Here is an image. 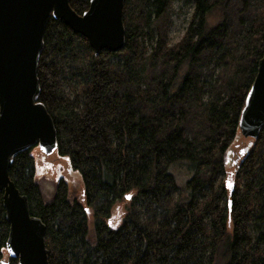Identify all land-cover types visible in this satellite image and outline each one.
I'll return each instance as SVG.
<instances>
[{
  "label": "trees",
  "instance_id": "obj_1",
  "mask_svg": "<svg viewBox=\"0 0 264 264\" xmlns=\"http://www.w3.org/2000/svg\"><path fill=\"white\" fill-rule=\"evenodd\" d=\"M168 2L124 0L116 53L95 55L62 21H46L37 101L64 168L46 171L44 193L33 146L8 177L46 228L48 264H264V127L229 160L264 52V0L236 38L229 0H186L191 18L174 44L150 30ZM68 3L81 15L89 0ZM8 231L0 192V259L17 264L6 256Z\"/></svg>",
  "mask_w": 264,
  "mask_h": 264
},
{
  "label": "water",
  "instance_id": "obj_2",
  "mask_svg": "<svg viewBox=\"0 0 264 264\" xmlns=\"http://www.w3.org/2000/svg\"><path fill=\"white\" fill-rule=\"evenodd\" d=\"M124 0H89L81 15L68 0H0V192L9 225L5 252L17 264H48L45 226L31 216L27 199L8 177L12 159L36 146L41 161L56 150L51 117L37 101V65L49 17L86 39L97 55L119 52L124 45ZM264 127V52L238 120L240 137L256 140ZM247 148L242 149L235 164ZM232 188V184H228ZM0 264H9L0 259Z\"/></svg>",
  "mask_w": 264,
  "mask_h": 264
},
{
  "label": "rangeland",
  "instance_id": "obj_3",
  "mask_svg": "<svg viewBox=\"0 0 264 264\" xmlns=\"http://www.w3.org/2000/svg\"><path fill=\"white\" fill-rule=\"evenodd\" d=\"M261 0H229L226 16L229 27V32L233 38H236L237 34L241 30V27L245 21L251 19L257 10L259 3ZM192 14V5L187 3L186 0H169L167 6L165 7L163 13L156 19H151V27L152 37L156 39H165L168 44H174L178 42L183 34L184 30L187 27ZM243 25V26H244ZM148 46V42L145 43ZM148 67V66H147ZM214 73H217V69ZM188 133H191V128L188 129ZM241 140L238 142V145L234 148L230 153V165L233 167L232 160H235L238 157L239 152L252 145L253 141L250 139H244L240 137ZM244 152V154L247 152ZM34 153L38 156L39 164L44 168L43 175L39 178V183L44 193H49L52 189L53 178L46 171L52 170V168H64L62 164L59 163L57 158L54 156L46 157L43 161H41V155L36 148ZM243 154V155H244ZM243 155L241 158H243ZM62 172V171H61ZM56 174V171L53 172ZM258 184V181H257ZM70 198L75 200H80L81 195L79 191V187L77 184H70L68 187ZM262 203L264 204V192H261ZM88 224H91L92 218L89 214L87 217ZM90 228V227H89Z\"/></svg>",
  "mask_w": 264,
  "mask_h": 264
}]
</instances>
